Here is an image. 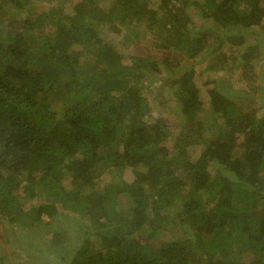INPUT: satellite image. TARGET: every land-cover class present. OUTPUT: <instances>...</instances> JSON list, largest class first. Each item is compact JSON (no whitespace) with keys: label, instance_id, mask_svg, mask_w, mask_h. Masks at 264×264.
<instances>
[{"label":"trees","instance_id":"1","mask_svg":"<svg viewBox=\"0 0 264 264\" xmlns=\"http://www.w3.org/2000/svg\"><path fill=\"white\" fill-rule=\"evenodd\" d=\"M31 1L0 0V264H264V0Z\"/></svg>","mask_w":264,"mask_h":264},{"label":"rangeland","instance_id":"2","mask_svg":"<svg viewBox=\"0 0 264 264\" xmlns=\"http://www.w3.org/2000/svg\"><path fill=\"white\" fill-rule=\"evenodd\" d=\"M100 1V4L101 5H105L109 0H99ZM50 1L49 0H32L31 1V3H30V5L28 6V7H26L25 9H27L28 8V10H30L31 12H37V13H40V12H43V11H46V10H48L50 7H52L51 6V4L49 3ZM56 2V1H55ZM57 3V5L59 6L60 4H59V2H56ZM69 6H70V3L68 2V3H65L64 5H63V7L64 8H66V10H69ZM193 10V9H192ZM10 11L14 14L13 16H18V18H22L23 17V15H24V13L22 14V15H18L17 14V12L15 11V10H13V9H10ZM191 12V18L193 19V20H195L194 22L195 23H197V24H199L200 23V20L196 17V14H195V11H190ZM254 30L255 31H260L259 29H257V27H255L254 28ZM118 39H119V41L121 40V38H119V36H118ZM130 40H133V39H131L130 38ZM246 42H247V44H255V41L253 40V36L252 35H250L249 37L248 36H246ZM145 45L147 46V47H151L152 48V50L154 49L153 47H152V41H151V39L150 38H147V40L146 41H144L143 42V45H142V47H141V50H144V48L143 47H145ZM225 52H226V54H228L229 53V50H228V47L227 48H225ZM235 54V53H234ZM159 57H157L156 59H158ZM187 61L188 60H185V63H187ZM184 63V64H185ZM205 64H206V62H203V63H201V64H197V68H196V71H195V81L197 82V84L198 85H201L203 82H205V79L208 77V75H210L211 73H213V72H209V71H206V70H204V66H205ZM259 66H260V68L259 69H262V68H264V61H261L260 63H259ZM262 66V67H261ZM230 75V77H229V84H230V92L233 94V96H238V94L240 95V96H242L241 98L242 99H245V97H243L244 95L242 94V91H241V87H243V85H241V83H240V79H239V76L237 75V72H232V73H229V72H225V73H222V72H218V75L217 76H224V75ZM262 74H264V72H261V75ZM213 75V74H212ZM228 83V82H227ZM154 86V85H153ZM152 86V87H153ZM152 87H150L149 89L150 90H152L153 88ZM153 91V90H152ZM154 93H156L157 94V100H158V98H166L167 96H168V94H169V92H170V90L168 89V88H162L161 90H159V91H157V90H154L153 91ZM200 97L203 99V101H204V103H206L207 102V96H206V94H205V90H204V87H201L200 88ZM244 101H246V100H244ZM244 101H242V102H244ZM246 104H247V101H246ZM156 112H154V114L155 113H159L160 111L159 110H155ZM198 150V149H197ZM194 154V153H193ZM105 181H110V178H108V176L107 177H105ZM10 232H8V234H9ZM20 233H18V236H17V238H19V235ZM47 238V236H45V239ZM12 241L14 240V238H10ZM1 239H0V244H1V246L3 247V248H5V250H7L8 249V246H6L4 243H1ZM22 255H20V257H21ZM12 259V258H11ZM24 262H27V259H24L23 260ZM22 261V262H23ZM7 264H9V263H7Z\"/></svg>","mask_w":264,"mask_h":264}]
</instances>
